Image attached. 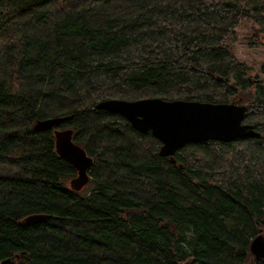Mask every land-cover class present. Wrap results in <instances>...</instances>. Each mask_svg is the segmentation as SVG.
<instances>
[{"label": "trees", "instance_id": "obj_1", "mask_svg": "<svg viewBox=\"0 0 264 264\" xmlns=\"http://www.w3.org/2000/svg\"><path fill=\"white\" fill-rule=\"evenodd\" d=\"M239 25L257 44L264 0H0V264H264V82L233 50ZM150 97L245 104L260 135L173 163L97 107ZM59 116L93 160L79 191L34 130Z\"/></svg>", "mask_w": 264, "mask_h": 264}, {"label": "water", "instance_id": "obj_2", "mask_svg": "<svg viewBox=\"0 0 264 264\" xmlns=\"http://www.w3.org/2000/svg\"><path fill=\"white\" fill-rule=\"evenodd\" d=\"M98 108L123 116L135 129L150 131L161 142L160 156H169L175 163L174 154L191 141L218 140L229 142L238 137L259 136L249 123L243 122L247 106L239 103H211L197 100H165L159 97L138 100L105 99ZM71 116L40 119L34 124L37 132L51 130L55 138V150L68 162L76 176L70 179V188L79 191L89 181L88 170L92 157L74 143L71 128L58 126ZM45 214H33L24 218L23 224L43 221ZM255 258L264 257V238L256 236L250 243Z\"/></svg>", "mask_w": 264, "mask_h": 264}, {"label": "rangeland", "instance_id": "obj_3", "mask_svg": "<svg viewBox=\"0 0 264 264\" xmlns=\"http://www.w3.org/2000/svg\"><path fill=\"white\" fill-rule=\"evenodd\" d=\"M246 35V29L239 25L230 43L238 58L250 67V76L258 75L264 82V35L260 37L257 44L249 42Z\"/></svg>", "mask_w": 264, "mask_h": 264}, {"label": "bare ground", "instance_id": "obj_4", "mask_svg": "<svg viewBox=\"0 0 264 264\" xmlns=\"http://www.w3.org/2000/svg\"><path fill=\"white\" fill-rule=\"evenodd\" d=\"M112 99V98H111Z\"/></svg>", "mask_w": 264, "mask_h": 264}]
</instances>
